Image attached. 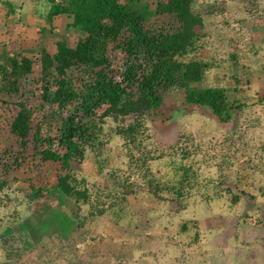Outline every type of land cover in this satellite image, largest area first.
<instances>
[{
    "label": "rangeland",
    "instance_id": "rangeland-1",
    "mask_svg": "<svg viewBox=\"0 0 264 264\" xmlns=\"http://www.w3.org/2000/svg\"><path fill=\"white\" fill-rule=\"evenodd\" d=\"M141 1L152 8L156 2ZM27 2L22 6L17 0L10 23L1 24L0 29L11 35L0 61L35 44L53 53L59 33H65L68 44L76 41L69 28L64 32V23L51 26L47 0ZM7 3L1 0L0 7L6 9ZM193 13L200 21L194 30L203 46L196 55L212 62L203 86L227 91L238 86L236 96L244 107L234 112L230 123H223L207 108L186 103L180 94L165 93L163 105L146 117L152 159L147 164L158 182H172L175 167L170 155L179 163L180 151L187 149L194 154L190 163L198 169L200 181L209 187L198 185L180 208L168 198L159 203L147 193L142 171L129 166L118 138L109 139L105 133L109 142L102 171L89 154L72 169L92 192H114L112 169L134 183L124 205L129 217L117 225L107 213L86 218L85 208L77 209L51 189L61 166L35 157L31 147L21 151L8 121L0 116V139L12 151L10 160L0 154V164L9 165L15 158L20 162L2 176L7 182L3 194L10 200L0 201V264H264V0H194ZM179 26L171 16H153L147 23V29L165 32ZM231 55L238 58L236 74L228 69ZM112 65L119 81L118 54ZM231 74L237 75L238 85ZM37 76L35 68L32 77ZM31 102L36 103L35 98ZM36 117L32 133L41 119L40 114ZM134 157L141 153L134 152ZM30 185L45 192L37 195ZM225 189L239 195L237 203L229 201L231 194ZM182 223L187 224L186 233L179 232Z\"/></svg>",
    "mask_w": 264,
    "mask_h": 264
},
{
    "label": "trees",
    "instance_id": "trees-1",
    "mask_svg": "<svg viewBox=\"0 0 264 264\" xmlns=\"http://www.w3.org/2000/svg\"><path fill=\"white\" fill-rule=\"evenodd\" d=\"M47 1L54 21L51 26L57 28L64 23V32L69 28L76 41L68 44L65 33H59L53 53L35 44L4 56L0 61V116L8 121L9 133L21 151L31 147L35 157L61 166L62 173L51 189L73 201L77 209L85 208L86 218L107 213L117 225L129 217L124 205L133 193L134 183L118 177L112 169L109 174L113 177L114 192H92L86 180L72 169L73 164H81L89 154L102 171L107 161L102 154L113 137L120 141L131 161L129 166L142 171L147 193L159 203L168 198L180 208L198 185L208 188L209 183L206 186L200 181L198 169L190 163L194 154L187 149L180 151L179 163L170 155V165L175 167L172 182H158L147 164L152 159L146 117L163 105L165 93L180 94L186 103L207 108L223 123H230L234 112L244 107L236 96L238 86L228 91L203 86L212 62L196 55L203 46L194 30L200 26L193 13L194 0H156L153 8L141 0ZM14 12L8 4L1 20ZM153 16H171L180 26L172 32L147 29ZM114 54L121 57L119 81L111 69ZM230 57L228 69L236 74L238 58ZM35 68L38 76L33 79ZM234 74L231 78L238 85ZM9 111L13 114L8 115ZM36 113L41 119L32 133ZM107 121L111 125L107 126ZM105 133L108 140L104 139ZM9 152L12 151L0 139L1 157L10 160ZM134 152L141 153L142 158H135ZM0 167V201H9L10 197L3 194L7 182L2 176L20 167V162L15 158L11 164ZM30 189L37 195L45 192L32 185ZM119 191V197H112ZM225 192L231 194L229 201L233 204L240 199L230 189ZM215 194L218 197L219 192ZM179 229L186 233L187 224L182 223Z\"/></svg>",
    "mask_w": 264,
    "mask_h": 264
},
{
    "label": "crops",
    "instance_id": "crops-1",
    "mask_svg": "<svg viewBox=\"0 0 264 264\" xmlns=\"http://www.w3.org/2000/svg\"><path fill=\"white\" fill-rule=\"evenodd\" d=\"M1 1V0H0ZM29 2V0H21V5L23 6V5H27V4H25L26 2ZM8 2L9 3H7V5L9 4L10 6H12V8L13 9H17V0H8ZM27 2V3H28ZM3 9L4 8H1L0 7V28H1V24H5V25H7V24H9L10 22V20L12 19V16H9L6 20H4V23H3V21L1 20V15H3V14H5L6 13V11H7V8L6 9H4V11H3ZM26 24H29L28 23V20L26 19V21H24ZM9 35H11V33L10 34H6V33H4L3 31H2V29H0V55L2 54V51H3V48H2V46H4L5 44H7V40H8V38H9ZM264 72V71H263Z\"/></svg>",
    "mask_w": 264,
    "mask_h": 264
}]
</instances>
